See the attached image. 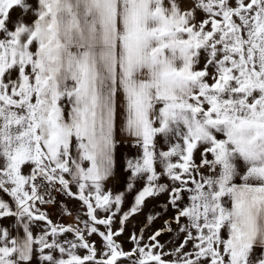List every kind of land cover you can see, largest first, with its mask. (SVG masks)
I'll use <instances>...</instances> for the list:
<instances>
[{
  "label": "snow or ice",
  "instance_id": "1",
  "mask_svg": "<svg viewBox=\"0 0 264 264\" xmlns=\"http://www.w3.org/2000/svg\"><path fill=\"white\" fill-rule=\"evenodd\" d=\"M5 219L0 264H264V0H0Z\"/></svg>",
  "mask_w": 264,
  "mask_h": 264
},
{
  "label": "crops",
  "instance_id": "2",
  "mask_svg": "<svg viewBox=\"0 0 264 264\" xmlns=\"http://www.w3.org/2000/svg\"><path fill=\"white\" fill-rule=\"evenodd\" d=\"M13 15L15 16L16 13L14 12ZM118 139L121 141V145L117 150L116 178L113 181V183L115 184L116 187H121L123 184L124 178L126 176V173H124V171L122 170L124 160L128 157L135 155L136 149L131 147L129 139L126 136L120 135V136H118ZM5 198L7 199V197H5ZM129 199H131V197H129ZM66 203H67V206L69 208L75 207L74 201L68 200V201H66ZM156 204H157L156 201H149L150 208L148 209V211H150V212L157 211V206H155ZM46 210L50 214L51 219L55 222H62L65 225L74 223L73 217H69V216H63L62 217L59 214V209L56 206L48 205ZM165 218H167V217H165ZM137 219L143 220V216H138ZM0 224H3L4 226H8V227H14L15 221L12 219H5L3 221H0ZM34 231L39 232V228L34 229ZM13 234L14 235L16 234L15 231L13 232ZM20 234L23 235L22 229L20 230ZM146 236H147V234H146ZM120 240L121 241H127L126 234L124 236L120 237ZM125 248L127 249L130 247H128L125 243ZM33 264H38V259L34 260Z\"/></svg>",
  "mask_w": 264,
  "mask_h": 264
},
{
  "label": "rangeland",
  "instance_id": "3",
  "mask_svg": "<svg viewBox=\"0 0 264 264\" xmlns=\"http://www.w3.org/2000/svg\"><path fill=\"white\" fill-rule=\"evenodd\" d=\"M161 224H162V221H161V220H157V221L155 222V224L153 225V227H154V228H158V227L161 226ZM150 231H151V229L149 230V232H150ZM146 234H147V233H146ZM175 235H176L175 233L172 234V235H165V236L160 237V240H161L162 243H167V244L171 245V243L173 242V240H174V238H175ZM126 236H127V234H126ZM126 245H127L128 247H131V245L128 244V243H126Z\"/></svg>",
  "mask_w": 264,
  "mask_h": 264
}]
</instances>
